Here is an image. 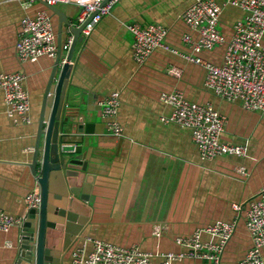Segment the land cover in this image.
I'll return each instance as SVG.
<instances>
[{
  "label": "crops",
  "instance_id": "1",
  "mask_svg": "<svg viewBox=\"0 0 264 264\" xmlns=\"http://www.w3.org/2000/svg\"><path fill=\"white\" fill-rule=\"evenodd\" d=\"M193 2L120 0L90 35L82 33L84 42H78L71 63L70 84L74 89L68 109L84 118L74 129V141L86 153L92 190L90 202L78 204L82 208L76 220L83 221L84 229L64 264H73L71 250L84 236L123 247L136 245L146 252L179 253L184 250L176 244L177 238L190 237L196 230L216 223L236 225L220 264H238L253 247L246 209L259 198L264 186V115L244 109L239 102L217 98L206 88L204 68L179 55L158 49L142 66L133 57L134 36L129 27L135 23L165 26L169 30L167 43L191 54L183 36L190 34L197 39L198 34L180 16ZM55 6L56 11H51L41 2L27 6L19 0H0V73L25 74L32 106V122L15 124L7 116L5 95L0 90V209L17 217L26 216L27 195L38 190L28 164L34 158L44 95L57 56L21 63L16 44L23 18H34L41 10L51 17L57 45L61 41L64 46L73 39L64 21L78 25L82 7L77 3ZM244 17L241 9L224 10L220 28L227 40L233 25ZM68 52L62 49V63ZM224 53L225 46H220L197 55L220 64ZM172 67L183 71L181 78L169 74ZM175 89L195 103L212 102L226 115L228 124L221 140L247 144V156L226 155L204 161L191 129L162 121L172 110L160 96ZM114 91L121 99V137L109 132L100 107V102ZM20 232L21 228L15 227L0 234V264H14ZM203 240L217 242L207 235ZM262 254L264 257V248ZM161 262L162 258L154 259L155 264ZM176 264L214 263L187 258Z\"/></svg>",
  "mask_w": 264,
  "mask_h": 264
},
{
  "label": "built area",
  "instance_id": "2",
  "mask_svg": "<svg viewBox=\"0 0 264 264\" xmlns=\"http://www.w3.org/2000/svg\"><path fill=\"white\" fill-rule=\"evenodd\" d=\"M19 1L27 6L38 1L52 6L77 3L82 7L78 25L86 24L82 33L88 36L120 0ZM228 7L241 9L245 13L244 19L233 25L229 40L220 28L222 15ZM180 18L198 34L197 39H193L190 34L183 36V42L192 50L191 54L182 53L167 43L169 30L165 26H142L135 23L129 27L134 36L135 61L142 66L158 49L172 52L204 68L206 88L217 98L230 103L239 102L244 109L264 115V0H194ZM72 42L71 37L63 49L68 51ZM220 46H225L220 64L197 55ZM16 49L21 63H34L43 57L57 56V35L47 11H39L34 18L29 15L23 18ZM169 74L181 78L183 71L172 67ZM25 80L26 76L22 72L0 73V90L5 95L6 113L15 124L32 122V106L30 95L25 89ZM160 99L172 110L169 116L162 117V121L191 129L204 161L226 155L238 158L247 156V144L221 140L228 118L212 102L195 103L179 89L161 94ZM100 107L109 132L116 137L123 136L124 128L118 120L120 93L112 92L100 102ZM239 171L244 173L242 169ZM26 203L27 210L37 208L41 197L36 192H30ZM237 209L242 208L238 206ZM25 219L26 216L17 217L0 209V234L9 233L15 227L22 228ZM246 226L253 247L238 264H264V186L259 198L246 209ZM235 227V224L216 223L196 230L190 237H179L176 244L184 250L179 253L146 252L136 245L123 247L93 236H84L81 244L71 250V259L73 264H155L154 259L158 257L162 258L159 264H176L187 258H196L220 264L224 248L232 238ZM155 233L159 235V227H156ZM205 235L216 238L217 242L204 241ZM7 246L12 248L11 244Z\"/></svg>",
  "mask_w": 264,
  "mask_h": 264
},
{
  "label": "water",
  "instance_id": "3",
  "mask_svg": "<svg viewBox=\"0 0 264 264\" xmlns=\"http://www.w3.org/2000/svg\"><path fill=\"white\" fill-rule=\"evenodd\" d=\"M41 3L51 11L57 9ZM64 23L73 34V42L63 63L61 41L58 44L56 63L44 95L34 158L28 164L41 203L27 211L14 264H64L66 255L84 229L83 221L76 220L81 211L78 209L82 208L78 204L91 200L86 153L83 146L74 141V129L84 118L68 109L74 89L70 84L71 63L78 42H84L82 31L86 24Z\"/></svg>",
  "mask_w": 264,
  "mask_h": 264
},
{
  "label": "bare ground",
  "instance_id": "4",
  "mask_svg": "<svg viewBox=\"0 0 264 264\" xmlns=\"http://www.w3.org/2000/svg\"><path fill=\"white\" fill-rule=\"evenodd\" d=\"M32 192H36V193L41 197L39 190H34V191H32ZM56 252H57V251H56Z\"/></svg>",
  "mask_w": 264,
  "mask_h": 264
},
{
  "label": "clouds",
  "instance_id": "5",
  "mask_svg": "<svg viewBox=\"0 0 264 264\" xmlns=\"http://www.w3.org/2000/svg\"><path fill=\"white\" fill-rule=\"evenodd\" d=\"M39 2V1H38ZM62 49H63V46H62Z\"/></svg>",
  "mask_w": 264,
  "mask_h": 264
}]
</instances>
